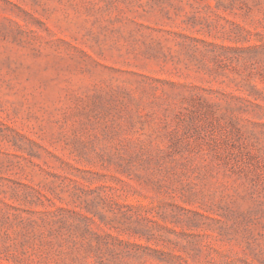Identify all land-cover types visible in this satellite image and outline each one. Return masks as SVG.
Masks as SVG:
<instances>
[{"label": "rangeland", "instance_id": "1", "mask_svg": "<svg viewBox=\"0 0 264 264\" xmlns=\"http://www.w3.org/2000/svg\"><path fill=\"white\" fill-rule=\"evenodd\" d=\"M0 264H264V0H0Z\"/></svg>", "mask_w": 264, "mask_h": 264}]
</instances>
